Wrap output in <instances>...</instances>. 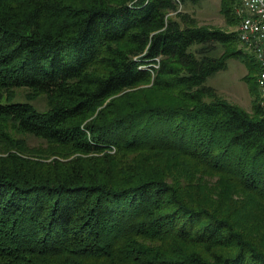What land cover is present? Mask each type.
<instances>
[{
	"label": "trees",
	"instance_id": "trees-1",
	"mask_svg": "<svg viewBox=\"0 0 264 264\" xmlns=\"http://www.w3.org/2000/svg\"><path fill=\"white\" fill-rule=\"evenodd\" d=\"M200 1L0 0V264H264L261 220L240 226L264 215L259 64L184 10ZM230 59L251 111L206 85ZM175 162L218 175L216 203Z\"/></svg>",
	"mask_w": 264,
	"mask_h": 264
},
{
	"label": "rangeland",
	"instance_id": "rangeland-1",
	"mask_svg": "<svg viewBox=\"0 0 264 264\" xmlns=\"http://www.w3.org/2000/svg\"><path fill=\"white\" fill-rule=\"evenodd\" d=\"M184 10L188 11L190 14L194 16V18L197 20L199 25H205V26H211L214 28L227 30V31H235L238 27V25H229L228 22L224 19V17L220 14V1L219 0H201L196 5H189ZM237 15V14H236ZM231 26V27H230ZM242 45V44H241ZM239 45V47H241ZM221 52L217 53L219 55ZM247 74V69L245 65L234 59H230L227 62V68L225 70H221L214 75L210 76L206 80V85L211 86L216 89L218 94L223 97L226 101L229 103L235 104L240 106L246 111H251V105H252V99H251V93L249 90V86L247 82L244 80V76ZM17 97L20 100H25L26 98V91L20 90L17 92ZM156 95H154L152 92H142L140 91L137 94H132L128 99L131 101H140V100H148L152 101L154 100ZM33 105L39 109L40 111H46L48 108L47 101L44 97L35 98L33 100ZM122 103V102H121ZM40 141L38 140H29V145L34 146L33 148H39ZM142 157L143 155L139 156L137 154H132V156H126V159L131 161L132 157ZM159 160V159H158ZM161 165L164 166V163L161 161ZM139 165V167L146 166L143 161ZM147 163V162H146ZM151 165L160 166L159 161L151 160ZM185 164L181 162H175L174 167L175 171L180 169L183 171L186 175H192L196 180H191V183L187 188V190L193 192L195 191L197 193H200L199 190L196 188L199 186L194 187V182L200 181L202 184H204L206 187L205 191L202 192V201L203 198L205 199V202H215L220 198L222 195V190L224 188V184L221 181V178L218 175H209L207 173H202L200 170H191L187 168H184ZM224 195V194H223ZM244 202L245 205H248L247 197L244 194H238L237 192H232L230 197H228V201H226V207L228 206H234L237 203ZM227 210V209H224ZM259 208H251L247 211L246 215V222L243 224H240V226H245L251 230V225L256 222L255 218L261 220V226L264 227V215H261L258 213ZM248 216H250L251 220H249Z\"/></svg>",
	"mask_w": 264,
	"mask_h": 264
},
{
	"label": "built area",
	"instance_id": "built-area-1",
	"mask_svg": "<svg viewBox=\"0 0 264 264\" xmlns=\"http://www.w3.org/2000/svg\"><path fill=\"white\" fill-rule=\"evenodd\" d=\"M236 13L240 23L236 29L239 42L252 53L259 64L257 86L259 102L264 108V0H240Z\"/></svg>",
	"mask_w": 264,
	"mask_h": 264
}]
</instances>
